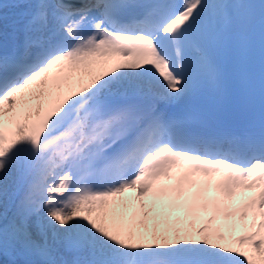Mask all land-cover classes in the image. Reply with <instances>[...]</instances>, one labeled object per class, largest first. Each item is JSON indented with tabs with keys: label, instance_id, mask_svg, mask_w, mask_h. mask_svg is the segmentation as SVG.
<instances>
[{
	"label": "rangeland",
	"instance_id": "1",
	"mask_svg": "<svg viewBox=\"0 0 264 264\" xmlns=\"http://www.w3.org/2000/svg\"><path fill=\"white\" fill-rule=\"evenodd\" d=\"M135 72L136 71L130 74H134ZM51 92L53 94L57 93V91ZM48 95L49 94H47V97ZM2 107L6 108L2 109V111H8L7 113L10 117L6 119L4 112H2L0 114V118L3 122L6 124H8L7 121L10 123H16L17 120L13 118L15 113L13 112L15 109L14 105L11 106V104H6ZM59 108L57 107V110ZM56 115H58L57 112ZM55 122L50 124L47 131H49V128ZM8 133L6 136L9 139V142L14 143L15 139L20 138V136L13 132L10 128H8ZM23 134L24 133H22V135ZM14 189L15 186L11 187V181L8 179L0 182V220L3 219L2 221H5L6 218H8V221L10 220L9 229L5 233L6 237L10 240V244L20 249V247L25 248V246L30 243V240H33L36 241L39 246L43 245L46 249L51 248V251L55 256V264H76L73 258V253L77 250L75 249V247H77V242L73 243L71 245L72 248L68 250L63 245L65 241L68 242V228H62L63 225H68L64 218L62 219L59 216L47 217L46 214H38V212L34 214L32 212L24 214L15 206L10 205V197ZM138 205L139 207L141 206L138 211L139 213L135 215L132 220L133 222L131 221L130 225L125 216L116 217L111 215L110 209L102 216H94L93 212H87V221H85L82 210H79L77 216L79 219L71 221L70 233L76 235L83 232L85 223L86 231L88 233L95 232V236L92 240L94 246L96 247L95 254L96 258L98 257V264H106L107 262L110 263L111 261L121 260V255L123 253L121 249L122 243L128 244V250H132L138 244L142 243L143 240H146L150 233H153L157 240L156 241L154 239V243L156 244H154V246H156V249L151 250H160V252H163L166 251L172 243H175L187 251V256L191 255L190 244L188 242H182L180 234L178 232H174L172 227L167 225V221L165 222V220L161 217L163 213H160L157 218H154L153 211L155 204H149L148 207L146 205ZM112 206V203L108 204L109 208ZM166 213L168 216L169 212L167 211ZM191 217V214H187L189 232L185 237L192 238L195 241L198 239L211 241L213 245L216 246V238L211 239L208 236H205L209 233V230L199 228L197 218ZM194 230H198L196 235L193 234ZM234 230L236 231V227H234ZM235 237L236 235L233 236V239ZM194 242H192V244ZM247 245L248 248L246 249V252L249 254H251L252 251L259 253L256 246H252L249 242H247L246 246ZM195 251H202V248H199V250L195 248ZM86 254L87 255L85 256L89 257L87 252ZM6 258V253H2V264H5ZM160 259L161 257H154L155 261H159ZM146 260L147 259H145V261ZM84 263L85 262H83V264Z\"/></svg>",
	"mask_w": 264,
	"mask_h": 264
},
{
	"label": "bare ground",
	"instance_id": "2",
	"mask_svg": "<svg viewBox=\"0 0 264 264\" xmlns=\"http://www.w3.org/2000/svg\"><path fill=\"white\" fill-rule=\"evenodd\" d=\"M107 40L108 39L104 40L105 46H106ZM146 56H148L149 58H153L155 63H156L157 71L158 72L161 71L160 70V59L150 50L148 51ZM86 59L87 60L93 59L95 63L100 65L99 68H97V69H91V67H88L89 64L88 63L86 64V67H88V71L90 72L89 78H91V79H95L96 72H100V69L107 68V67H101L103 64L108 63V64H110L109 66H112L111 65L112 61H116V59L119 60V62L121 64L122 63L124 64L122 66V68H124L127 72L132 70V68H128V65H126L127 61L124 58L123 51L119 52L118 48L115 45H112L106 51H99L97 49L91 48L90 52H88V54L86 56ZM133 61H134L133 62L134 66H136V64L140 62V61H137L134 59H133ZM140 76L145 77V73L140 72ZM122 79L124 80V77ZM90 85H91V83H90ZM158 85L160 87L167 89V90H171V91L173 90V86L170 84V81L167 82V80L163 76H162L160 83ZM143 90H145V92L149 91V89L147 90L146 88L145 89L143 88ZM158 91L159 90H157L156 92H158ZM160 91L164 92L162 89ZM54 95L56 96V100H58L57 97H59V93L57 92ZM54 95H52V94L48 95L47 99L45 100V104H44L45 107L39 113V120L36 123V128H35V132L38 135H40L43 132H47L48 127L53 122L60 121L66 117L65 113H62V114L60 113V108H59L60 106H57L55 103H52V99L55 98ZM57 107L59 108L58 110H57ZM56 112L58 113V115H56ZM23 117H25V115ZM188 167L191 168V173L193 175L194 174L199 175L202 177V179H203L202 174H204V173L209 174L210 172L213 171L212 168H209L205 165L197 164L196 161L193 159H190ZM218 169H219V166L216 167V170H218ZM195 177L198 178L197 176H195ZM141 181H143V179H141ZM125 185H127L129 188H132L135 195L139 199H142V200L146 199L147 196H151L152 200L156 199V198H160V196H161V192L157 186V183L154 181L152 183H145L144 182L141 184L139 182H132L130 180H126ZM217 186L219 187L221 192L226 193L225 189L223 188L222 185L217 184ZM112 192H117L122 197V201L124 204L123 207L127 206V204L129 202L130 203L135 202V201H133V198H131L130 201L127 198H125V194L123 193V191L121 189H113V190H108V191L102 192L100 195H97L96 197L93 196V197H95V199H93V197H91V196H89V198L82 199V197H83L82 196V197H77V200L82 199L79 201V204H83L84 206L90 208L91 210H95L96 208H99V210L96 211V213H97V215H100L103 212H105V210H103V207L105 205H107V202L109 200V195ZM154 193H156L155 197H153ZM105 209H107V208H105ZM134 210H136V205H133L132 212H134Z\"/></svg>",
	"mask_w": 264,
	"mask_h": 264
}]
</instances>
